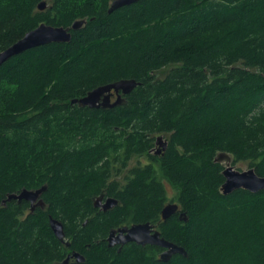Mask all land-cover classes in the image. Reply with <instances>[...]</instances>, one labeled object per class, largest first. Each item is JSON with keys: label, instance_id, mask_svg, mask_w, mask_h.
Listing matches in <instances>:
<instances>
[{"label": "trees", "instance_id": "1", "mask_svg": "<svg viewBox=\"0 0 264 264\" xmlns=\"http://www.w3.org/2000/svg\"><path fill=\"white\" fill-rule=\"evenodd\" d=\"M112 1L0 0V52L41 24L71 36L0 65V264H264V190L223 195L213 160L264 178V0ZM121 80L138 85L118 106L70 102ZM43 186V208L7 201ZM100 196L117 206L95 208ZM147 222L186 257L108 247Z\"/></svg>", "mask_w": 264, "mask_h": 264}, {"label": "water", "instance_id": "2", "mask_svg": "<svg viewBox=\"0 0 264 264\" xmlns=\"http://www.w3.org/2000/svg\"><path fill=\"white\" fill-rule=\"evenodd\" d=\"M143 0H113L110 4L108 12L111 13L115 9L134 5ZM46 7L45 2H41L38 5V10L42 11ZM84 21H76L72 23L71 29L78 30ZM71 39L69 29L54 28L44 24L38 25L34 30L26 33L23 38H20L16 43L8 47L5 51L0 52V65L4 64L11 57L17 56L24 51L40 46H46L51 43H68ZM133 80H121L115 83L107 84L104 86L96 87L92 91L88 92L85 97L81 99H74L71 104H77L80 107H88L90 109H111L121 104V96H126L137 86ZM116 94V99L111 102V93ZM159 152H162L166 148V142L162 137L156 139ZM231 157L228 154H218L214 160L215 163H221L224 165V170L221 172L224 178L223 184H221L220 191L223 195H228L236 190H245L251 194H257L264 190V178L258 177L253 169H247L241 172L234 170L231 166ZM224 162V163H223ZM46 191V187H41L39 190L28 191L22 190L20 193L7 195V201L16 200L26 201L30 205V210L35 208H43L44 203L41 199V195ZM94 207L99 208L103 212L112 209L117 206V202L113 198L104 199L102 196L94 200ZM178 209L175 204H168L163 207L160 212L162 220H167ZM49 226L55 237L59 241L64 240V232L62 224L50 218ZM108 247H123L129 243H134L137 246H155L162 249V253L159 255V260L162 262L170 261L173 255L179 254L186 257V252L183 248L166 241L160 237V233L156 230L153 224L149 222L143 224H133L129 226L119 227L118 229L111 230L105 240ZM70 258H74L76 263H82L83 257L78 253L68 255L65 262H68Z\"/></svg>", "mask_w": 264, "mask_h": 264}, {"label": "rangeland", "instance_id": "3", "mask_svg": "<svg viewBox=\"0 0 264 264\" xmlns=\"http://www.w3.org/2000/svg\"><path fill=\"white\" fill-rule=\"evenodd\" d=\"M139 161V162H138ZM137 162L140 164V165H143L145 164L146 162V159L142 156L140 158H134L132 159V161L130 162V167L134 166V165H137ZM224 163V162H223ZM234 170L238 171V172H241V171H244V170H247V167L244 165V164H236V166L234 167Z\"/></svg>", "mask_w": 264, "mask_h": 264}, {"label": "flooded vegetation", "instance_id": "4", "mask_svg": "<svg viewBox=\"0 0 264 264\" xmlns=\"http://www.w3.org/2000/svg\"><path fill=\"white\" fill-rule=\"evenodd\" d=\"M113 99H116V94L114 92L111 93V99L110 100L113 101ZM158 148L159 147L156 146V149H155V150H157V153H156L157 155L160 153ZM161 253H162V251H161Z\"/></svg>", "mask_w": 264, "mask_h": 264}]
</instances>
